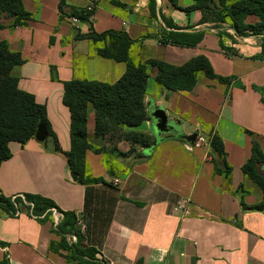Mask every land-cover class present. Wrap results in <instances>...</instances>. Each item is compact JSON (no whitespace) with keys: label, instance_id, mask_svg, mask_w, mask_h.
I'll return each mask as SVG.
<instances>
[{"label":"crops","instance_id":"0c3cea01","mask_svg":"<svg viewBox=\"0 0 264 264\" xmlns=\"http://www.w3.org/2000/svg\"><path fill=\"white\" fill-rule=\"evenodd\" d=\"M32 19L9 27L12 17L0 16V39L24 59L13 73L18 87L45 105L52 135L26 144L11 141V157L0 167V193L39 194L77 217V242L97 250L93 264H264V211L250 208L263 198L260 186L242 170L251 155L253 133L264 151V56L262 35L235 42L217 29L200 23L202 11L189 14L168 0H156L157 17L149 0H22ZM194 0H179L188 7ZM74 7L92 10L89 20L72 21ZM190 33L203 32L194 47L162 45L159 33L171 29L164 19ZM248 21L258 17L250 15ZM226 28V29H225ZM94 29L124 31L136 42L142 61L162 60L183 65L205 55L214 71L229 82L211 79L204 71L192 90H170L156 82L149 67L147 110H165L182 135L217 134L224 142L230 178L215 171L221 157L211 145L196 148L175 134L157 135L152 118L122 131L128 136L96 135V111L87 109L86 151L88 185L78 181L68 165L71 150V113L64 103V82L98 80L115 83L126 63L91 51L88 39L78 38ZM224 29L234 35L228 26ZM151 117V116H150ZM56 141L61 151L56 150ZM64 215L52 208L38 217L27 211L12 216L0 210V264H82L67 260V238L53 231ZM51 243L57 250L51 249Z\"/></svg>","mask_w":264,"mask_h":264},{"label":"trees","instance_id":"16d2710c","mask_svg":"<svg viewBox=\"0 0 264 264\" xmlns=\"http://www.w3.org/2000/svg\"><path fill=\"white\" fill-rule=\"evenodd\" d=\"M168 1L188 14L200 9L202 11L200 23L209 22L217 29L220 47L226 54L232 51L235 54V50L225 46L224 35L230 37L233 42L237 40L236 37L264 35V0H194L195 3L188 7L180 6L179 0ZM65 5L66 0H60L59 7L63 18L68 17L64 11ZM149 9L151 16L156 18V0H149ZM2 14L12 17L9 27L26 25L32 19L31 13L25 10L22 0H0V16ZM70 14L80 20H89L92 10L74 7ZM250 15L257 16L258 21H248ZM163 19L171 29H164L159 33L160 44L194 47L202 40L203 32L190 33L172 21ZM225 26L232 29L235 35L224 30ZM5 27L0 23V29ZM77 36L91 42L92 53L126 63L125 73L113 84L98 80L64 82L63 101L71 113V150L66 154L68 165L71 171L78 175V181L86 185L96 182L95 178H86L84 162L86 151L92 147L87 134V109L90 104L96 111V135L121 138L124 135L128 136L122 133L124 129L139 127L151 118L145 103L149 67L157 70L156 82L173 91L192 90L198 81L200 71L220 82L226 83L232 79L218 75L205 55H198L183 65H173L157 59L142 61L133 48L136 41L124 31L97 32L92 29ZM261 46L263 57L264 36ZM23 62L21 54L11 50L6 40L0 39V167L12 155L9 147L11 141L26 144L28 140L35 138L41 123L46 125L48 134L52 135L45 105L38 103L33 94L18 87V77L13 71ZM250 134L253 137L251 155L242 170L260 186L263 193L262 200L250 208L264 211V151L256 136ZM210 145L212 153L221 157V165L215 161V171L223 173L229 179L232 167L226 160L223 140L214 134L211 136ZM56 150L61 151L57 141ZM22 195L25 199L21 195L13 197L0 193V210L14 216L24 208L30 215L40 219L41 215L45 213L47 215L55 208L64 217L52 228L53 231L62 235L65 242L68 234L76 232L77 217L74 212L61 210L52 199L39 194ZM50 246L51 249L57 250L54 243ZM67 247L69 254L66 258L69 261L79 260L82 264H93L96 261L97 250L93 247H82L79 243ZM4 264H9L7 254Z\"/></svg>","mask_w":264,"mask_h":264},{"label":"water","instance_id":"95a60500","mask_svg":"<svg viewBox=\"0 0 264 264\" xmlns=\"http://www.w3.org/2000/svg\"><path fill=\"white\" fill-rule=\"evenodd\" d=\"M150 116L154 122V128L157 135H166V134H175L185 138L188 141L194 142L198 133H194L192 135H182L180 127L169 120L166 112L162 108H156L150 111ZM48 136V129L44 123H41L38 126L37 132L35 134V138L39 141H43Z\"/></svg>","mask_w":264,"mask_h":264},{"label":"built area","instance_id":"2783aa9c","mask_svg":"<svg viewBox=\"0 0 264 264\" xmlns=\"http://www.w3.org/2000/svg\"><path fill=\"white\" fill-rule=\"evenodd\" d=\"M71 19L73 22L78 21V19L76 17H72ZM234 35H235V33H234ZM262 36H264V35H262ZM236 38L238 39L241 37H236ZM210 143H211V137H206L205 135L198 133L195 141L192 144L194 147L199 148V147L208 146V145H210ZM13 197H15V196H13ZM21 197L23 199H25L23 195H21ZM17 213H19V211ZM69 238H70V240H69L70 243H76L77 242V236L75 234H70Z\"/></svg>","mask_w":264,"mask_h":264},{"label":"rangeland","instance_id":"374dc122","mask_svg":"<svg viewBox=\"0 0 264 264\" xmlns=\"http://www.w3.org/2000/svg\"><path fill=\"white\" fill-rule=\"evenodd\" d=\"M225 30V29H224ZM22 211H24V208H21Z\"/></svg>","mask_w":264,"mask_h":264}]
</instances>
